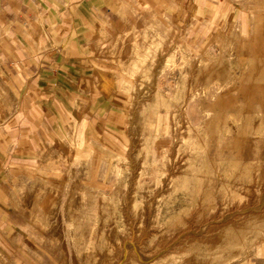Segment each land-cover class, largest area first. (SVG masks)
<instances>
[{"label": "rangeland", "instance_id": "1", "mask_svg": "<svg viewBox=\"0 0 264 264\" xmlns=\"http://www.w3.org/2000/svg\"><path fill=\"white\" fill-rule=\"evenodd\" d=\"M189 9L114 19L111 110L12 163L0 264L260 263L264 0Z\"/></svg>", "mask_w": 264, "mask_h": 264}, {"label": "crops", "instance_id": "2", "mask_svg": "<svg viewBox=\"0 0 264 264\" xmlns=\"http://www.w3.org/2000/svg\"><path fill=\"white\" fill-rule=\"evenodd\" d=\"M189 2L0 0V237L8 223L13 164L39 158L69 123L94 121L111 110L113 75L105 49L112 45L114 19L129 9L187 16ZM260 249L257 259L264 264V243Z\"/></svg>", "mask_w": 264, "mask_h": 264}, {"label": "bare ground", "instance_id": "3", "mask_svg": "<svg viewBox=\"0 0 264 264\" xmlns=\"http://www.w3.org/2000/svg\"><path fill=\"white\" fill-rule=\"evenodd\" d=\"M233 89V88H232ZM237 100V99H236ZM217 102V101H216ZM239 144H240V142H239Z\"/></svg>", "mask_w": 264, "mask_h": 264}]
</instances>
